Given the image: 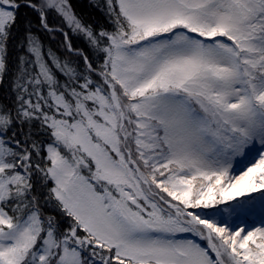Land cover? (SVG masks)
<instances>
[{
	"label": "snow or ice",
	"instance_id": "1",
	"mask_svg": "<svg viewBox=\"0 0 264 264\" xmlns=\"http://www.w3.org/2000/svg\"><path fill=\"white\" fill-rule=\"evenodd\" d=\"M102 10L0 0V264H264V0Z\"/></svg>",
	"mask_w": 264,
	"mask_h": 264
},
{
	"label": "trees",
	"instance_id": "2",
	"mask_svg": "<svg viewBox=\"0 0 264 264\" xmlns=\"http://www.w3.org/2000/svg\"><path fill=\"white\" fill-rule=\"evenodd\" d=\"M69 3L72 6L73 12L84 23L92 24L93 28L97 30L101 27L107 28L109 30L112 29L113 25L109 22V17L106 14V10H102L104 5V0H69ZM28 15L33 21L34 31H36L37 34L40 36L43 44L47 47H51L53 51H55L57 54L63 55L64 54V49L62 47L63 36L59 32H56L54 34H49L46 31L39 29L38 27H36L39 25L38 16L32 12H29ZM47 19L51 26L63 28L64 31H67L69 33V36L73 42L74 47L85 48L86 51H89L87 49V45L84 39L80 36L73 35L71 29L67 27V25L64 23L63 19L59 15L49 12L47 14ZM53 35L55 38H53ZM18 55L19 53L10 44L9 58H8V65L10 72L15 70V65L17 62L16 57ZM89 55H90V59L93 60L98 59V57L93 56L90 51H89ZM80 63L82 66L83 62L81 61ZM10 84H11V76L10 73H8L5 75L4 81L0 82V102L3 103L10 102V98L12 95L10 91ZM44 211L53 213L59 217V213H54L51 208H45ZM239 223L241 222L236 221V224ZM253 223H255L257 227L260 226L259 220L257 218H253L252 220L249 221L248 227L251 228ZM236 224H233V227H235Z\"/></svg>",
	"mask_w": 264,
	"mask_h": 264
}]
</instances>
